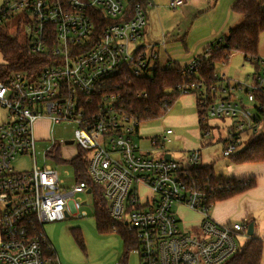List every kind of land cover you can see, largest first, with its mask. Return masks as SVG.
<instances>
[{
  "label": "built area",
  "instance_id": "2783aa9c",
  "mask_svg": "<svg viewBox=\"0 0 264 264\" xmlns=\"http://www.w3.org/2000/svg\"><path fill=\"white\" fill-rule=\"evenodd\" d=\"M132 2L0 3V32L20 15L31 53L43 56L32 70L0 71V264H57L44 225L81 214L87 201L78 202L80 195H90L95 203L92 186L101 189L113 231L123 227L136 235L141 264H224L239 250L237 237L247 227L211 218L209 198L215 191L196 170L202 166L200 151H191L185 162L166 159L164 143L172 129L152 141L162 152L159 158L136 143L141 122L122 104L121 80L150 76L160 58L155 46L143 43L147 11ZM186 3L171 0L169 7ZM19 30L20 25L9 32ZM251 61L256 72L245 84L215 73L209 83L200 79L176 89L198 93L203 136L220 141L226 158L264 134V57ZM171 66L170 60L162 65ZM198 67L193 59L183 72L194 74ZM42 118L76 125V148L87 152L88 181L67 186L58 167L38 164L35 123ZM58 147L52 141L44 157L54 161ZM23 156L31 157L33 166L16 171L14 163ZM175 206L201 213L199 227L185 232Z\"/></svg>",
  "mask_w": 264,
  "mask_h": 264
},
{
  "label": "trees",
  "instance_id": "16d2710c",
  "mask_svg": "<svg viewBox=\"0 0 264 264\" xmlns=\"http://www.w3.org/2000/svg\"><path fill=\"white\" fill-rule=\"evenodd\" d=\"M149 2L150 0H133L132 4L140 3L147 11ZM232 10L242 20L236 27L231 28L227 35H223L219 40H214L199 55L194 57V59L199 60L196 73L187 74L183 72V69L189 64L181 67L172 62L173 66L163 68L160 59H158L150 76L143 78L127 76L122 79V104H124L125 110L137 115L141 123L160 119L168 113L178 99L185 96L176 90L178 85H190L200 79H205L209 83L214 79L216 64L227 63L235 52L242 54L244 61H251L257 57L259 35L264 32V7L262 3L258 0H238ZM17 34H11L7 26L0 32V51L7 61L0 65L2 73L29 71L43 63L41 58L43 56L31 53L27 41L20 39ZM155 48L157 49V46ZM191 94L196 97L197 115L200 123L199 96L198 93ZM138 95L141 97H137ZM60 149L58 147L53 152L55 163H69L76 167L77 181H88L87 152L80 150L76 157L71 160H64ZM228 158L233 164L264 162V134L250 138L242 151L236 152ZM196 170L200 171L201 181L207 182L209 188L215 191V194H211L209 198L212 204L215 201L242 193L252 188L256 183L255 178H217L213 172V167L201 166ZM217 188L219 189L217 190ZM92 190L95 192L94 206L98 231L100 233L111 232L114 222L109 215L107 203L102 199L101 189L92 186ZM117 232L121 234L124 242V254L120 264H127L128 253L138 248L137 237L123 227H120ZM75 234L80 240L79 233ZM262 254L263 240L252 236L224 264H261ZM50 256L51 258L55 257V253H51Z\"/></svg>",
  "mask_w": 264,
  "mask_h": 264
},
{
  "label": "crops",
  "instance_id": "0c3cea01",
  "mask_svg": "<svg viewBox=\"0 0 264 264\" xmlns=\"http://www.w3.org/2000/svg\"><path fill=\"white\" fill-rule=\"evenodd\" d=\"M2 1L0 0V3ZM186 1L184 6L171 9L169 7L171 0H151L152 5L147 10L148 24L143 39L144 44L157 46L159 58L162 56L164 61L170 60L181 67L189 64L204 48L214 40H219L225 31L229 32L242 20L232 10L238 0ZM258 1L264 7V0ZM199 14H203V21L198 19ZM201 31L204 34L199 36L198 33ZM195 36L196 38L193 39ZM178 104L180 105V113L170 116L169 111H172ZM169 111L164 117V122L167 123L169 129L173 130V133L168 137L169 141L166 142L170 149L166 150L165 147L166 153L164 155L171 157L172 160L185 162L191 151L199 150L202 166L213 167V172L217 178H226L224 175L218 177L213 165L203 163V149H208L213 144L211 142L206 144L207 141L200 129L195 95L182 96ZM212 135L216 134L213 133ZM138 139H140L139 136ZM175 146H178L179 150H174ZM205 155L209 156V151ZM229 162L227 172L231 173L230 178H255L256 183L252 188L242 193L215 201L211 206L210 216L220 225L238 222L245 225L247 227L245 234L239 235L237 242L239 238H244L245 243L247 242L250 237L248 235L249 225L253 224V237L263 240L261 264H264V162L246 164H233L230 160ZM74 176L73 181H65L67 186L77 180L76 174ZM193 219L194 231L201 224V213L193 211ZM238 246L241 245L238 243Z\"/></svg>",
  "mask_w": 264,
  "mask_h": 264
},
{
  "label": "rangeland",
  "instance_id": "374dc122",
  "mask_svg": "<svg viewBox=\"0 0 264 264\" xmlns=\"http://www.w3.org/2000/svg\"><path fill=\"white\" fill-rule=\"evenodd\" d=\"M203 17V14H199L198 19L200 18L199 20L203 21ZM6 24L9 29L16 28L20 25V30L17 35L20 39H24V26L20 24V15L7 20ZM14 33L16 34L15 31ZM227 33L228 32L225 31L223 35H226ZM198 34L199 36H202L204 33L201 31ZM194 38H196V36L193 37V39ZM257 57H264V32L259 35ZM6 62L7 61L4 59V56L0 51V65L5 64ZM160 62L162 65L164 62H166L162 56L160 57ZM255 72L256 65L253 63V61H244L242 54L236 52L232 54L226 65H223V63H218L215 66V73H217L222 78L225 77L229 79L232 83L237 82L245 84L249 80V77ZM178 113H180L179 104L176 105L172 111H169L170 116ZM164 117L160 118L159 120L142 122L140 124L139 130L140 139H136V143L139 145L140 149L144 152L149 150L150 155L147 153L146 154L155 159L159 158L162 155V152L155 150V148L152 146V141L154 138H157V136L164 137L166 131L169 129L167 123L164 122ZM211 122L214 124L216 121ZM75 130L76 125L69 122L53 125L50 120L42 118L35 123V135L38 140L36 145L38 164L40 166L47 164L58 167L61 178L64 181L74 180L75 173L73 166L68 163L59 167L60 165L56 164L52 159L45 158L44 153L52 147V141H55L56 143L61 144L60 151L63 159L71 160L78 153L75 141ZM213 138L216 139V135H213ZM204 139L207 141L206 144L211 142L213 145L208 149H203V163L213 165L218 177L220 175H224L226 178H230L231 173L227 172V167H229L230 162L228 158L223 156L222 143H219L217 140H213L212 138V141L208 138ZM164 145L166 150H168V148L170 149V146H168L166 142ZM178 148V146H175L174 150H179ZM243 149L244 147L237 152L242 151ZM208 151L209 156H206L205 153ZM32 166L33 161L29 156L19 157L14 163L16 171L19 172L30 170ZM66 173H68V175ZM77 201L80 203L87 201V205L82 208L81 214H79L77 217H68L63 221L44 225L45 235L54 249L56 263H121L124 254V242L121 234L115 231L107 233H100L98 231L95 215L96 210L93 198L90 195H80L77 197ZM181 207L175 206V209L178 212L182 227L185 232H191L194 220L193 210L187 207ZM197 222L198 220L196 223ZM75 233H79L80 240L77 238ZM238 243L243 245L245 243V239L239 238ZM127 264H141L139 254L136 250H132L128 253Z\"/></svg>",
  "mask_w": 264,
  "mask_h": 264
},
{
  "label": "water",
  "instance_id": "95a60500",
  "mask_svg": "<svg viewBox=\"0 0 264 264\" xmlns=\"http://www.w3.org/2000/svg\"><path fill=\"white\" fill-rule=\"evenodd\" d=\"M165 158H166V159H170L171 157H169V156H165ZM248 235H249L250 237L253 236V224H250V225H249Z\"/></svg>",
  "mask_w": 264,
  "mask_h": 264
}]
</instances>
